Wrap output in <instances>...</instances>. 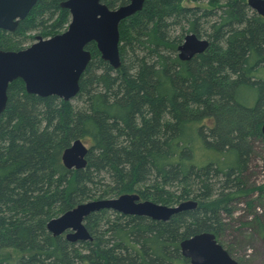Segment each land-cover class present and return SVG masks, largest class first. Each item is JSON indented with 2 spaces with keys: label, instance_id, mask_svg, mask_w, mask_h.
I'll list each match as a JSON object with an SVG mask.
<instances>
[{
  "label": "trees",
  "instance_id": "1",
  "mask_svg": "<svg viewBox=\"0 0 264 264\" xmlns=\"http://www.w3.org/2000/svg\"><path fill=\"white\" fill-rule=\"evenodd\" d=\"M64 0H37L14 32L0 30V49L19 50L23 32L60 33ZM145 0L119 24L120 66L91 60L69 101L7 89L0 115V264H189L179 243L209 232L243 191L253 138H264V17L246 0ZM115 8L126 0H102ZM187 33L207 48L181 61ZM80 139L83 169H66L63 150ZM136 193L140 200L197 207L167 221L91 213L92 240L53 237L46 223L79 203ZM218 241V240H217ZM12 249L21 255L9 257Z\"/></svg>",
  "mask_w": 264,
  "mask_h": 264
},
{
  "label": "water",
  "instance_id": "2",
  "mask_svg": "<svg viewBox=\"0 0 264 264\" xmlns=\"http://www.w3.org/2000/svg\"><path fill=\"white\" fill-rule=\"evenodd\" d=\"M144 1L126 0L123 5L108 8L102 0H64L59 4L69 13V22L64 31L46 38L37 36L34 43L23 49H0V115L6 106L8 86L16 79L23 82L27 94L72 100L78 94L80 77L91 60V52L86 48L91 42L95 44L103 61L113 69L119 68V24L139 12ZM36 2L0 0V30L14 32ZM246 5L264 17V0H246ZM207 46V39L188 33L177 47L178 58L187 61L203 52ZM261 134L264 137V123L261 125ZM87 153L88 147L76 139L63 150L61 162L66 169H83ZM196 207L197 202L192 199L168 206L140 200L136 193H125L114 198L79 203L51 218L46 223V230L53 237L64 235L70 243L85 242L91 241L92 237L84 225V219L100 210L167 221L176 213ZM179 249L189 264H241L209 232H201L182 240Z\"/></svg>",
  "mask_w": 264,
  "mask_h": 264
},
{
  "label": "rangeland",
  "instance_id": "3",
  "mask_svg": "<svg viewBox=\"0 0 264 264\" xmlns=\"http://www.w3.org/2000/svg\"><path fill=\"white\" fill-rule=\"evenodd\" d=\"M206 2L183 4L208 7ZM23 34L26 39L21 49L34 43L37 36L46 38L37 30ZM251 144V154L243 175V191L230 202L229 212L220 213L221 231L217 240L237 262L264 264V138H253ZM7 252L12 259L21 255L12 249Z\"/></svg>",
  "mask_w": 264,
  "mask_h": 264
},
{
  "label": "flooded vegetation",
  "instance_id": "4",
  "mask_svg": "<svg viewBox=\"0 0 264 264\" xmlns=\"http://www.w3.org/2000/svg\"><path fill=\"white\" fill-rule=\"evenodd\" d=\"M27 16H28V15H27ZM20 22H21V21H20ZM20 22H19V23H20ZM18 25H19V24H18ZM66 27H67V25H66ZM66 27H65L62 31H64V30L66 29ZM16 29H17V28H16ZM62 31H61V32H62ZM61 32H60V33H61ZM225 250H226V249H225ZM226 251H227V250H226ZM228 254H229V253H228Z\"/></svg>",
  "mask_w": 264,
  "mask_h": 264
}]
</instances>
